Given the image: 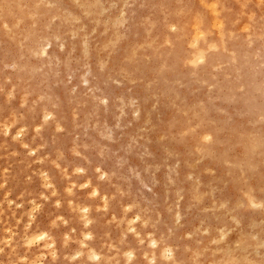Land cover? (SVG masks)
Wrapping results in <instances>:
<instances>
[{"label": "rangeland", "instance_id": "rangeland-1", "mask_svg": "<svg viewBox=\"0 0 264 264\" xmlns=\"http://www.w3.org/2000/svg\"><path fill=\"white\" fill-rule=\"evenodd\" d=\"M263 126L264 0H0V264H264Z\"/></svg>", "mask_w": 264, "mask_h": 264}, {"label": "bare ground", "instance_id": "bare-ground-1", "mask_svg": "<svg viewBox=\"0 0 264 264\" xmlns=\"http://www.w3.org/2000/svg\"><path fill=\"white\" fill-rule=\"evenodd\" d=\"M36 1V0H35ZM227 1V0H226ZM178 2V1H177ZM190 2V1H189ZM223 2V1H222ZM2 3V2H1ZM11 3V2H10ZM5 4V3H4ZM169 4V3H168ZM200 4V3H199ZM223 4V3H222ZM237 4V3H236ZM32 6H33V4H32ZM162 6V5H161ZM167 6H170V5H167ZM166 6V7H167ZM172 6V5H171ZM184 7H185V5H184ZM188 7V6H187ZM223 7H225L224 5H223ZM12 8V7H11ZM36 8V7H35ZM34 8V9H35ZM165 8V7H164ZM23 9V8H22ZM189 9V8H188ZM191 9V8H190ZM189 9V10H190ZM196 9V8H195ZM207 9V8H206ZM224 9V8H223ZM48 10V9H47ZM161 10V9H160ZM181 10V9H180ZM199 10V9H198ZM21 11V10H20ZM55 11H56V9H55ZM205 11V10H204ZM6 12V11H5ZM13 12V11H12ZM25 12V11H24ZM48 12V11H47ZM183 12V11H182ZM195 12V11H194ZM208 12V11H207ZM22 13V12H21ZM42 13V12H41ZM59 13H60V11H59ZM229 13V12H228ZM236 13V12H235ZM234 13V14H235ZM13 14V13H12ZM40 14V13H39ZM43 14V13H42ZM179 14V13H178ZM224 14V13H223ZM227 14V13H226ZM225 14V15H226ZM233 14V15H234ZM16 15V14H15ZM26 15V14H25ZM53 15V14H52ZM62 15V14H61ZM60 15V16H61ZM11 16V15H10ZM182 16V15H181ZM198 16V15H197ZM219 16V15H218ZM230 16V15H229ZM27 17V16H26ZM35 17V16H34ZM52 17V16H51ZM18 18V17H17ZM202 18V17H201ZM206 18V17H205ZM12 19V18H11ZM57 19V18H56ZM5 20V19H4ZM49 20H51V19H49ZM164 20H167L166 18L164 19ZM206 20V19H205ZM210 20V19H209ZM6 21V20H5ZM12 21V20H11ZM156 21V20H155ZM231 21H233L232 19H231ZM32 22V21H31ZM62 22V21H61ZM190 22V21H189ZM237 22V21H236ZM19 23V22H18ZM65 23V22H64ZM208 23V22H207ZM231 23V22H230ZM35 24V23H34ZM62 24H63V22H62ZM61 24V25H62ZM159 24V23H158ZM177 24H178V22H177ZM181 24V23H180ZM40 25V24H39ZM54 25V24H53ZM65 25V24H64ZM69 25V24H68ZM202 25V24H201ZM18 26V25H17ZM71 26V25H70ZM62 27V26H61ZM172 27L173 28H176V26H175V24H173L172 25ZM207 27H208V25H207ZM19 28V27H18ZM23 28V27H22ZM39 28V27H38ZM71 28V27H70ZM156 28V27H155ZM159 28V27H158ZM224 28V27H223ZM233 28V27H232ZM64 29V28H63ZM193 29V28H192ZM203 29V28H202ZM226 29V28H225ZM20 30V29H19ZM18 30V31H19ZM55 30V29H54ZM159 30V29H158ZM161 30V29H160ZM231 30V29H230ZM28 31V30H27ZM26 31V32H27ZM206 31V30H205ZM211 31V30H210ZM233 31H235V30H233ZM13 32V31H12ZM48 32V31H47ZM51 32V31H50ZM226 32H227V30H226ZM240 32V31H239ZM57 33V32H56ZM170 33V32H169ZM173 33H175V32H173ZM185 33V32H184ZM22 34V33H21ZM206 34H208V33H206ZM226 34H228V33H226ZM163 35V34H162ZM186 35V34H185ZM214 35V34H213ZM232 35V34H231ZM157 37V36H156ZM184 37V36H183ZM187 37V36H186ZM245 37V36H244ZM20 38V37H19ZM22 38V37H21ZM206 38V37H205ZM227 38V37H226ZM250 38V37H249ZM159 39V38H158ZM171 39V38H170ZM175 39H177V38H175ZM230 39H232V38H230ZM26 40V39H25ZM45 40V39H44ZM210 40H212V39H210ZM248 40V39H247ZM188 41V40H187ZM21 42V41H20ZM171 42V41H170ZM205 42H207V41H205ZM37 43H39V42H37ZM63 44V43H62ZM152 44V43H151ZM155 44V43H154ZM216 44V43H215ZM21 45V44H20ZM35 45V44H34ZM163 45V44H162ZM206 45V44H205ZM169 46V45H168ZM233 46H235V45H233ZM23 47V46H22ZM154 47V46H153ZM203 47V46H202ZM25 48V47H24ZM40 49V48H39ZM218 49H219V47H218ZM22 50V49H21ZM154 50V49H153ZM171 50V49H170ZM224 50V49H223ZM28 51V50H27ZM191 51V50H190ZM192 51H193V49H192ZM234 51V50H233ZM23 52V51H22ZM107 52H109V51H107ZM155 52V51H154ZM167 52H169V51H167ZM194 52V51H193ZM243 52V51H242ZM27 53V52H26ZM39 53V52H38ZM46 53V52H45ZM23 54V53H22ZM31 54V53H30ZM167 54V53H166ZM232 55V54H231ZM160 56V55H159ZM229 57V56H228ZM183 58V57H182ZM250 58V57H249ZM248 58V59H249ZM200 61H205V57L204 56H201L200 58ZM243 59V58H242ZM254 59V58H253ZM258 59V58H257ZM23 60V59H22ZM181 60V59H180ZM214 60V59H213ZM218 60V59H217ZM221 60V59H220ZM255 60V59H254ZM228 61V60H227ZM232 61V60H231ZM209 62H211V61H209ZM204 63V62H203ZM202 63V64H203ZM30 64V63H29ZM162 64V63H161ZM201 64V65H202ZM207 64V63H206ZM208 65V64H207ZM224 65V64H223ZM26 66V65H25ZM239 66V65H238ZM33 67V66H32ZM31 67V68H32ZM168 67V66H167ZM196 67V66H195ZM18 68H20V67H18ZM165 68V67H164ZM186 68V67H185ZM246 68V67H245ZM21 69V68H20ZM206 69H208V68H206ZM26 70V69H25ZM159 71H160V69H158ZM186 70V69H185ZM190 70V69H189ZM225 70V69H224ZM247 70H248V68H247ZM251 70V69H250ZM29 71V70H28ZM191 71V70H190ZM189 71V72H190ZM250 72V71H249ZM29 73V72H28ZM203 74V73H202ZM153 75V74H152ZM196 75V74H195ZM225 76V75H224ZM253 76V75H252ZM227 77V76H226ZM104 78V77H103ZM192 78H194V77H192ZM214 78V77H213ZM23 79V78H22ZM215 79V78H214ZM197 80V79H196ZM191 81V80H190ZM218 81V80H217ZM193 82V81H192ZM197 82V81H196ZM215 82V81H214ZM223 82V81H222ZM149 83V82H148ZM155 84V83H154ZM181 85V84H180ZM210 85V84H209ZM219 85V84H218ZM221 85V84H220ZM176 86V85H175ZM207 86V85H206ZM230 87V86H229ZM164 88V87H163ZM166 88V87H165ZM192 88V87H191ZM195 88V87H194ZM148 89V88H147ZM196 89H197V87H196ZM158 90V89H157ZM164 90V89H163ZM206 90V89H205ZM204 90V91H205ZM149 91V90H148ZM192 91V90H191ZM193 92V91H192ZM215 93H217V92H215ZM219 94H217V96H218ZM173 96V95H172ZM208 98H210V97H208ZM199 99V98H198ZM221 99V98H220ZM223 99V98H222ZM224 100V99H223ZM219 102V101H218ZM221 102V101H220ZM175 103H176V101H175ZM211 103V102H210ZM215 103V102H214ZM222 103V102H221ZM166 104V103H165ZM182 104V103H181ZM192 104H194V102L192 103ZM226 104V103H225ZM230 105V104H229ZM174 106V105H173ZM228 106V105H227ZM175 107V106H174ZM231 108V107H230ZM223 109V108H222ZM226 109V108H225ZM202 110V109H201ZM195 112V111H194ZM54 114V113H53ZM175 115H176V113H175ZM228 117V116H227ZM172 118V117H171ZM233 118V117H232ZM248 118V117H247ZM260 118V117H259ZM54 121H55V119H54ZM168 121V120H167ZM166 121V122H167ZM244 123V122H243ZM24 125V124H23ZM259 125V124H258ZM56 126V125H55ZM58 126V125H57ZM264 127V126H263ZM4 128V127H3ZM21 128V127H20ZM166 128V127H165ZM168 129V128H167ZM250 129V128H249ZM24 130V129H23ZM57 130V129H56ZM4 131H5V129H4ZM25 131V130H24ZM24 131H22V132H24ZM9 132V131H8ZM200 132V131H199ZM255 133V132H254ZM169 134H171V133H169ZM258 134V133H257ZM14 135H16V134H14ZM6 136V135H5ZM19 137V136H18ZM170 137V136H169ZM14 139V138H13ZM173 139H175V138H173ZM172 139V140H173ZM190 140V139H189ZM201 140V139H200ZM23 142V141H22ZM25 146V145H24ZM23 146V147H24ZM182 147V146H181ZM200 149V148H199ZM223 149V148H222ZM241 150V149H240ZM220 151V150H219ZM242 151H243V149H242ZM263 151V150H262ZM187 152V151H186ZM191 154V153H190ZM216 154V153H215ZM240 154V153H239ZM258 154V153H257ZM188 155V154H187ZM218 156V155H217ZM210 161H212V160H210ZM255 161V160H254ZM217 162V161H216ZM221 162V161H220ZM216 164V163H215ZM228 164H230V163H228ZM260 164V163H259ZM226 165V164H225ZM249 165V164H248ZM255 166V165H254ZM258 166V165H257ZM243 167V166H242ZM246 167H248V166H246ZM229 169V168H228ZM235 169H238V168H235ZM231 170V169H230ZM75 171V170H74ZM241 171V170H240ZM255 171V170H254ZM254 171H251V172H254ZM226 172V171H225ZM233 172V171H232ZM231 172V173H232ZM248 172V171H247ZM227 173H230V172H227ZM235 173V172H234ZM42 174V173H41ZM246 175V174H245ZM42 176V175H41ZM105 176V175H104ZM46 178H47V176H45ZM44 177V178H45ZM106 177V176H105ZM245 177H247V176H245ZM230 178V177H229ZM47 179H49V178H47ZM44 180V179H43ZM258 180V179H257ZM236 181V180H235ZM254 182V181H253ZM75 183V182H74ZM3 185V184H2ZM48 185H51V183H48ZM252 186V185H251ZM45 188H46V186H44ZM49 188V187H48ZM94 188V187H93ZM97 188V187H96ZM99 189V188H98ZM98 189H96L95 190V192H96V194L95 195H97V193L99 192V190ZM238 189V188H237ZM67 190V189H66ZM65 190V191H66ZM260 190V189H259ZM54 191H55V189H54ZM210 192V191H209ZM244 192V191H243ZM53 193V192H52ZM52 193H51V195H52ZM68 193H70V192H68ZM93 193V192H92ZM257 193V192H256ZM54 194V193H53ZM255 195V194H254ZM261 195V194H260ZM19 196V195H18ZM103 197V199L105 198V200H107L106 199V196L105 195H103L102 196ZM45 198H46V196H45ZM44 198V199H45ZM48 198V197H47ZM46 198V199H47ZM57 198V197H56ZM263 198V197H262ZM102 199V198H101ZM256 199V198H255ZM104 200V201H105ZM10 201V200H9ZM8 201V202H9ZM30 201V200H29ZM72 199L69 201V204H70V202L72 203ZM104 201H103V203H104ZM198 201V200H197ZM55 202V201H54ZM57 202V201H56ZM59 202V201H58ZM7 203V202H6ZM11 203H14V202H11ZM10 203V204H11ZM9 204V203H8ZM8 204H7V206H8ZM20 204V203H19ZM59 204H60V202H59ZM58 204V205H59ZM16 205H18V204H16ZM37 204H35V205H33V206H36ZM54 205H56L55 203H54ZM71 205V204H70ZM74 205V204H73ZM1 206V205H0ZM19 206V205H18ZM57 206V205H56ZM17 207V206H16ZM79 207V206H78ZM77 207V208H78ZM87 207H89V206H87ZM87 207H85L84 206V208H83V212H84V215L86 216V217H84V216H82V217H84V218H86V219H84V220H86L85 221V224H86V227H87V229H86V231L85 232H83V239H86L87 240V242L85 243V245L87 246V248H88V251H91V253L93 254V253H95L94 252V250H92V247H91V243H90V240H92L93 238L91 237L92 236V232H90L89 231V226H90V216L88 215V209H87ZM107 207V206H106ZM33 208L34 207H32V210H33ZM99 208V207H98ZM103 208L105 209V206H103ZM240 208V207H239ZM14 209H15V207H14ZM22 209V208H21ZM40 209V208H39ZM38 209V210H39ZM71 209H72V207H71ZM103 209V210H104ZM32 210L30 209V211L29 212H31L30 213V216H28V218L30 219L31 218V228L29 227V231H28V233L26 234L27 236L29 235V234H32V235H34V234H38V233H42V232H44V231H46V229L45 228H38V225H37V221L38 220H36L37 219V216H38V214H37V212L36 213H33L32 212ZM37 210V211H38ZM78 210V209H77ZM80 210V209H79ZM4 211H6V210H4ZM2 211H0V213H1ZM28 212V213H29ZM38 212H40V210L38 211ZM57 212V211H56ZM83 212L82 213H80L81 215H83ZM12 214V213H11ZM37 214V215H36ZM1 215V214H0ZM5 215V214H4ZM57 215H59L60 216V214L59 213H57ZM81 215H79V216H81ZM6 217V216H5ZM65 217V216H64ZM139 215H136L135 216V218L138 220L139 219ZM7 218H8V216H7ZM60 219V218H59ZM17 220V219H16ZM82 220V219H81ZM114 220V219H113ZM42 221V220H41ZM144 221V220H143ZM18 221H16V223H17ZM27 222V221H26ZM30 222V221H29ZM133 223V222H132ZM26 224V223H25ZM82 224H84V221H82ZM145 224V223H144ZM2 225V224H1ZM8 225V224H7ZM29 225V224H28ZM142 225V224H141ZM9 226V225H8ZM27 226V225H26ZM129 226V225H128ZM131 226V225H130ZM25 227V226H24ZM24 227H23V229H24ZM28 227V226H27ZM132 227V226H131ZM134 228H135V226H134ZM7 230V229H6ZM6 230H5V233H7L6 232ZM8 230H10V229H8ZM128 230V229H127ZM134 230V229H133ZM11 232V231H10ZM9 232V233H10ZM27 232V231H26ZM48 232V231H47ZM12 233V232H11ZM16 233V232H15ZM67 233V232H66ZM23 234V233H22ZM65 234V233H64ZM135 234V233H134ZM138 234V233H137ZM137 234H135V237H137ZM151 234V233H150ZM11 235V234H10ZM26 235H24V236H26ZM66 235V234H65ZM125 236V235H124ZM11 237V236H10ZM16 237V236H15ZM65 238V237H64ZM68 239H69V237H67ZM7 239V238H6ZM11 239V238H10ZM66 239V238H65ZM12 240V239H11ZM20 240V239H19ZM22 240H24V237L22 238ZM139 240V239H138ZM80 242H81V240H80ZM83 242V241H82ZM14 243V242H13ZM42 243V242H41ZM140 243V242H139ZM15 244V243H14ZM43 244L44 245H47L45 242H43ZM153 247H155L156 249H158L159 250V252L161 253V254H163V253H166V257L168 258L167 259V261L166 262H163L162 261V263L163 264H174V263H176V256L174 255V253L172 252V249H171V247L169 246V245H161L160 244V242L157 240V239H155V240H153ZM25 246V245H24ZM112 246V245H111ZM111 246H109L110 248H111ZM39 247V246H38ZM38 247H37V249H38ZM47 247V246H46ZM7 248V247H6ZM41 248H43V247H41ZM40 248V249H41ZM114 248V247H113ZM152 248V247H151ZM11 249H12V247H11ZM46 249V248H45ZM25 250H27V249H25ZM29 250V249H28ZM42 250H44V249H42ZM79 250V249H78ZM80 252H81V250H79ZM15 253V252H14ZM33 253V252H32ZM128 254H129V256H133V252L132 251H129V252H127ZM16 254V253H15ZM19 254V253H18ZM164 255V254H163ZM94 256H97L96 254H94ZM153 257L151 258V261H154L155 259H156V255H152ZM165 256V255H164ZM11 258V257H10ZM110 258V257H109ZM163 259H165V258H163ZM11 260L12 259H10V261L9 262H11ZM106 261V260H105ZM34 263V262H33ZM152 263V262H151ZM161 263V264H162ZM30 264V263H29ZM32 264V263H31ZM36 264V263H35ZM125 264V263H124Z\"/></svg>", "mask_w": 264, "mask_h": 264}, {"label": "clouds", "instance_id": "clouds-1", "mask_svg": "<svg viewBox=\"0 0 264 264\" xmlns=\"http://www.w3.org/2000/svg\"><path fill=\"white\" fill-rule=\"evenodd\" d=\"M83 171L84 170L82 168L75 169L76 173H83ZM68 191H71V189H68ZM38 209H39V205H36L33 208V211L35 212ZM49 239H50V237L48 236L47 231H44L42 233H38V234H34V235L29 234L28 236H26L24 238L22 243L26 247L31 248L32 246L39 245L41 242L47 243V241ZM66 239H68V238L66 237ZM0 245H3V247H0V253H3L5 251V247H9L10 246L8 241H3V240H0ZM156 254H157V259L152 261V264H161V261L159 259V250L158 249L156 250ZM143 262H144V264H148V260L147 259H145ZM14 264H25V262H21L19 260H16V261H14Z\"/></svg>", "mask_w": 264, "mask_h": 264}]
</instances>
